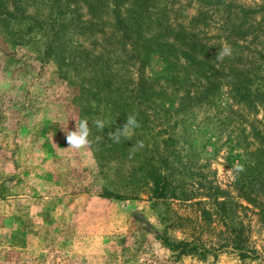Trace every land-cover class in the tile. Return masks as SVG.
I'll return each mask as SVG.
<instances>
[{"label": "rangeland", "instance_id": "rangeland-1", "mask_svg": "<svg viewBox=\"0 0 264 264\" xmlns=\"http://www.w3.org/2000/svg\"><path fill=\"white\" fill-rule=\"evenodd\" d=\"M232 1L255 13L234 14L231 18L232 24H241L250 31L245 44L248 62L242 58L240 63L254 71L252 63H264V0ZM200 9L196 0L157 3V12L164 14L169 23L196 31L218 53L221 47L229 46L226 32L221 30L222 12L215 14L216 20L209 26L196 25L193 19ZM24 12L38 18L48 32L53 28L48 25L50 18L53 21L58 15L57 8L50 4L28 3ZM80 13L83 20L88 19L85 9ZM33 19L20 25L14 22L9 27L0 22V264H264V225L257 216H252L250 235L255 254L242 258L224 248L201 258L172 250L162 240L176 243L194 237L185 232L186 228L171 226L176 214L195 216L190 204L169 199L157 201L149 197L148 191L133 199L104 196V189L126 194L123 177L136 162L122 155L111 161L107 155L99 160L91 146L65 150L66 129L74 130L81 120L80 101L73 96V87L81 84L78 71L88 69L70 66L76 77L69 72L71 78L66 79L69 68L60 70L47 51L52 31L46 36L40 29L41 23ZM67 44L71 57L85 63L94 50L84 33L67 36ZM98 49L97 46L94 51ZM128 52L117 55L126 61V67L131 65L129 71L133 72L137 66L131 61V49ZM163 68V60L154 55L147 73L154 77ZM260 68L264 70V66ZM187 77L183 76L186 83L176 81L169 88L172 93L175 91V97L178 95L175 101L186 95ZM261 77L260 83L264 85V74ZM228 91L227 87L223 89L224 103L229 101ZM169 98L174 97L171 94ZM219 110L206 105L190 108L188 104L181 116L171 121V127H176L178 148L195 162L192 174H186L184 181L221 187L232 198L236 195L235 173L228 174L233 167L225 160L232 127L227 129L226 124L237 127L255 116L264 121V109L258 115L246 111L245 116L225 111L216 119ZM236 150L239 151L237 147ZM180 179L183 181V176ZM241 203L248 206L244 200ZM241 211L248 224V211ZM200 236L210 248L209 234Z\"/></svg>", "mask_w": 264, "mask_h": 264}, {"label": "trees", "instance_id": "trees-1", "mask_svg": "<svg viewBox=\"0 0 264 264\" xmlns=\"http://www.w3.org/2000/svg\"><path fill=\"white\" fill-rule=\"evenodd\" d=\"M158 1L0 0V22L9 27L14 22L20 25L27 19H33L24 12L28 3L50 4L57 8L59 16L53 21L50 18L48 24L53 26V38L47 51L60 70L70 66L88 69L84 73L78 71L81 84L74 85L73 96L80 101V119H90L91 147L99 160L106 159L107 155L111 161L122 155L126 160L136 162L123 177L122 187L126 194L104 189V196L133 199L140 192L148 191L149 197L157 201L169 199L190 204L195 216L176 214L171 226L186 228L185 232L190 237L193 233L194 237L176 243L162 239L164 246L201 258L224 248L232 249L242 258L250 257L257 252L250 238L252 216H257L264 225V121L255 116L237 127L226 124L227 129L232 127V131L227 137L231 145L225 160L233 168L237 164L244 166L243 172L235 173L233 188L236 195L232 198L221 187L184 181L186 174L188 177L192 174L195 162L188 156L186 158L178 148L176 127H171V121L181 116L179 114L188 104L190 108L203 105L219 107L216 119L225 111L234 116H245L246 111L258 115L264 109V85L260 83L264 74L260 67L264 63H252L254 71L248 70L246 63H240L243 59L248 62L245 44L250 31L231 22L234 14L255 13L237 1L196 0L201 7L193 19L196 25L209 26L215 22V14L222 12L221 30L226 32V43L232 51L231 56H226L219 64L213 45L196 31L169 23L164 14L157 12ZM82 8L86 10L87 20L81 18ZM33 21L41 23L40 29L49 36L51 31L48 32L38 18ZM81 33L87 35L94 50L99 47L98 52L93 50L87 55V63L71 57V52H68L67 36H80ZM128 49L134 54L131 61L137 66L133 72L129 71L131 65L126 67V61L117 55L118 52L129 53ZM154 55L163 60L164 68L151 77L147 67ZM237 61L238 64L235 63ZM183 69L186 71L182 75ZM69 72L76 77L69 68L66 79L71 78ZM184 75L189 76V89L184 97L175 101L178 95L175 97V91L172 93L169 88L176 81L186 83ZM225 87L229 89V101L226 103L222 100ZM171 94L172 99L169 98ZM236 105L241 108L236 109ZM129 115H135L140 126L131 136H122L119 143L109 140L108 133L123 126ZM99 116L105 122L102 130L93 124ZM96 137L102 139L97 140ZM138 141H143L144 147L134 150L133 146ZM182 176L183 181L180 179ZM242 200L248 206H244ZM242 209L248 211V224L241 216ZM201 234H209L212 240L210 248L205 246Z\"/></svg>", "mask_w": 264, "mask_h": 264}, {"label": "clouds", "instance_id": "clouds-1", "mask_svg": "<svg viewBox=\"0 0 264 264\" xmlns=\"http://www.w3.org/2000/svg\"><path fill=\"white\" fill-rule=\"evenodd\" d=\"M231 55V48L230 46L225 45L220 49L216 58L218 60H223L226 56ZM94 126L97 129H103L105 127V122L101 119H96L93 122ZM140 125L136 119L135 115H129L126 117V122L120 128H117L115 132L108 133V139L114 143H119L121 137H129L134 133V130L138 128ZM91 127L88 118H83L76 123L74 130L66 129V143L68 145V149H76V150H83L89 148L92 144V140L89 138L91 136ZM97 140L102 139L101 137H96ZM144 144L143 141H138L137 144L133 146V149L136 148H143ZM244 171V166L241 164H237L233 169L228 170V174L231 175L234 173H240Z\"/></svg>", "mask_w": 264, "mask_h": 264}]
</instances>
